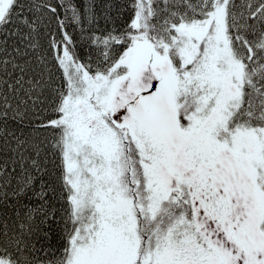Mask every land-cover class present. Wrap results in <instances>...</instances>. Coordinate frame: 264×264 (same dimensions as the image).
<instances>
[{
  "label": "snow or ice",
  "instance_id": "6c2138e0",
  "mask_svg": "<svg viewBox=\"0 0 264 264\" xmlns=\"http://www.w3.org/2000/svg\"><path fill=\"white\" fill-rule=\"evenodd\" d=\"M0 264H264V0H0Z\"/></svg>",
  "mask_w": 264,
  "mask_h": 264
}]
</instances>
